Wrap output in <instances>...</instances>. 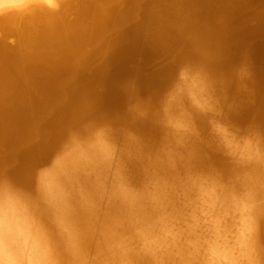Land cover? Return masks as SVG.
I'll use <instances>...</instances> for the list:
<instances>
[{
  "label": "clouds",
  "instance_id": "clouds-1",
  "mask_svg": "<svg viewBox=\"0 0 264 264\" xmlns=\"http://www.w3.org/2000/svg\"><path fill=\"white\" fill-rule=\"evenodd\" d=\"M0 0V12L55 8ZM228 77L184 63L125 86L123 114L70 127L28 183L0 170V264H264V123H240Z\"/></svg>",
  "mask_w": 264,
  "mask_h": 264
},
{
  "label": "bare ground",
  "instance_id": "bare-ground-1",
  "mask_svg": "<svg viewBox=\"0 0 264 264\" xmlns=\"http://www.w3.org/2000/svg\"><path fill=\"white\" fill-rule=\"evenodd\" d=\"M160 1L158 9L156 0H55V8L0 12L5 38L18 41L0 39V170L28 183L70 127L111 110L123 114L127 83L117 77L136 66L144 20L151 29L142 59L156 64L149 61L162 57L154 70L135 67L141 84L169 82L184 61L200 60L212 75L228 72L244 53H252L253 65L257 56L264 61V0ZM256 1L263 7L251 12ZM254 71L250 96L228 89L239 104L232 113L264 123V66Z\"/></svg>",
  "mask_w": 264,
  "mask_h": 264
},
{
  "label": "rangeland",
  "instance_id": "rangeland-1",
  "mask_svg": "<svg viewBox=\"0 0 264 264\" xmlns=\"http://www.w3.org/2000/svg\"><path fill=\"white\" fill-rule=\"evenodd\" d=\"M257 1H258V0H257ZM257 1H256V2H257ZM170 3H171V1H170ZM263 3H264V1H263ZM161 4H162V2H161L160 0H156V5L158 6V9L162 6ZM257 4H258L259 6H258ZM260 4H262V2H260V1L257 2V3H254V2H253V4H251V5L253 6V9H254V10L252 9V6L250 7L251 9H250V8H249V9L251 10V12H252V11H255V10H260V9H262V7H263V6H261ZM263 5H264V4H263ZM257 6H258L260 9H258ZM263 8H264V7H263ZM249 9H248V10H249ZM155 10H156V7H155ZM250 10H249V11H250ZM0 15H1V13H0ZM151 15H152V13H151ZM206 17H207V15L203 16L202 19H203V20H206ZM144 23H145V24H144L143 43H142V47H141L142 50H141L139 56L137 55V56L134 58L135 61H136L137 63L134 61L133 65H132V66H134V65H136V66H134V69H133V67H132V68H131L132 70H128L130 73L132 72L131 74H130L128 71L126 72L127 69H125V71L122 72V73H125V74H122V77H121V75H120V78L117 77L118 82H119V80H120L121 82L123 81V83H127V84H128L129 82H132V81L134 80V82L137 83V84H135L136 87H138L137 85H138V83H139V80H138V82H137L136 79H137L138 77H140L141 75H140V76H136V75H139V73H137V71L135 70V69H136L135 67H137V65H140V66L143 65V66H145V67L148 65L149 67L147 66L145 69L147 70V68H148V69L150 68L149 70L151 71V69H153L152 67H154V69H155L157 66H158V67L160 66L159 63H161V62H160V61H161L160 59H161V57H162V56H158V57H159L158 59L155 57L154 60L149 61V63H151V62H156V64H155V63H152L153 65H152V64L145 63V62H148V61H144V60L142 59V58L144 57L145 46H146V42H147V38H148V34H149V29H151V27H150L149 25L146 24L145 20H144ZM1 29H2V28H0V39H2V38L5 39L10 45H14L15 43L18 42V41H17V36H16V35L14 36V34H13L12 36L9 35V36H7V38H5V35H6L7 32H6V30L4 31L3 29H2V30H1ZM262 38H263V37H260V36H259V37H257L256 39H254V40H252V41H253V43H255V42L260 43V41L263 40ZM249 41H250V38H249ZM136 54H137V53H136ZM244 54H245V53H244ZM244 54L241 55V56H239L240 59H239L238 57H236V58L231 62V69H229L228 72H226V71H224V72H223V71H221V72L218 71V73L220 72L219 74H217V72H213L214 76H216V74H217V77H218V76H220V77H221V76H223V77H228V76L230 75V73H231L232 68L235 66V64L239 63L238 61H240L242 57H246L245 55H247V56H248V55H251L250 58H248V57H249V56H248L247 59H248V62L250 63V66H251V69H252L253 75H254V73H255L254 69H255L256 72L258 73V72L261 70V68L264 66V61H263L261 58H258V56H257V58L255 59V64L253 65V64L251 63V62L253 61V60L251 59V57H252V53H248V54H245V55H244ZM155 59H156V60H155ZM250 59H251V60H250ZM157 60H158V61H157ZM159 60H160V61H159ZM237 60H238V61H237ZM141 61H144V62H141ZM191 61H192V62H191ZM191 61H189V62H188V61H184V62H185V63H187V62L190 63V62H191V63H193V64H196V61H197V60L195 61V63H194L193 60H191ZM250 61H251V62H250ZM138 63H139V64H138ZM144 63H145V64H144ZM182 63H183V62H182ZM182 63H181V64H182ZM234 63H235V64H234ZM181 64H180V63H177V64H175V67L173 66L172 69H173V72H174V73H175L177 67L180 66ZM183 64H184V63H183ZM197 64H198V65H201V66H203V67H205L204 63H202L200 60L197 61ZM232 64H233V65H232ZM150 65H152V67H151ZM143 66H142V68H144ZM158 67H157V68H158ZM138 68H139V66H138ZM138 68H137V69H138ZM142 68L140 67L141 72H142V73H146V70H144V69H142ZM174 68H175V69H174ZM154 69H153V70H154ZM142 70H144L145 72L142 71ZM133 71H135V73H133ZM139 71H140V70H139ZM147 71H148V70H147ZM173 72H172V76H171V77H173V75H175V74H173ZM222 72H223V73H222ZM128 73H129V75H128ZM136 73H137V74H136ZM140 74H141V73H140ZM221 74H222V75H221ZM224 74H225V75H224ZM227 75H228V76H227ZM126 76H128L130 79H129L128 77L126 78ZM131 76H132V77H131ZM134 76L137 77V78H135ZM123 77H124V78H123ZM171 77H170V78H171ZM131 78H132V79H131ZM124 79H125V80H124ZM128 79H129L130 81H128ZM171 79H172V78H171ZM171 79H170V80H171ZM124 81H125V82H124ZM126 81H127V82H126ZM123 83H121V84H123ZM167 83H168V82H166L165 84L159 86L160 88L157 87V86H155V87H152V86H151V87H150V86L148 85V83H145V84H143V83H142V84L139 83V86H141V87H138L137 90L139 91V89H141V90H140V91H142L141 93H142L143 95H144V93H146L144 96H147L148 94H152V93H154L156 90H158L157 88H159V89L163 88ZM156 87H157V88H156ZM150 88H151V89H150ZM142 89H144V90H146V91H144V90H142ZM251 89H253V88H251ZM148 91H151V93H148ZM141 93H140V94H141ZM142 94H141V95H142ZM228 94L231 96V92H230L229 90H228ZM252 98H253V97H250V99H252ZM250 99L247 98V100H250ZM125 102H126V98H125V100L123 101L122 104H125ZM113 107H114L115 109H117V110L119 109L118 106H117V107H116V106H113ZM114 108H113V109H114ZM111 109H112V108H111ZM110 113H111L112 115H111ZM110 113H109V111H108V112H104V113L102 114V115H104V117H103L102 115H100L99 117H97V119H102V118H114V116H115V117H118V114H117L116 110H114V112L111 110ZM113 113H114V114H113ZM228 114H229L228 116H229L230 119H232V120H234V121H237V122H240V123H246V122L249 121L251 118H253V119H254V118H255V119H258L257 117H255V115L252 114L253 116L250 115V117H248V118H246V119H244V120L241 121V119H239V118H238V119H235V118H237V117H235V116H234L235 114H233L232 112H230V113H228ZM113 115H114V116H113ZM231 115H232L233 117H232ZM101 117H102V118H101ZM234 117H235V118H234ZM95 119H96V118H95ZM248 119H249V120H248ZM258 120H259V122H261L260 119H258ZM258 120H257V121H258ZM261 123H262V122H261ZM42 164H44V163H42ZM42 164H37V167L41 166ZM37 167H36V168H37Z\"/></svg>",
  "mask_w": 264,
  "mask_h": 264
}]
</instances>
